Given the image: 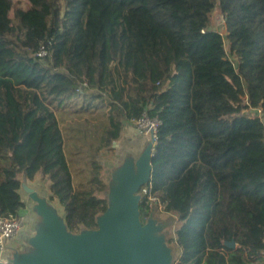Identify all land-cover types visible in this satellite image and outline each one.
<instances>
[{"label": "trees", "instance_id": "1", "mask_svg": "<svg viewBox=\"0 0 264 264\" xmlns=\"http://www.w3.org/2000/svg\"><path fill=\"white\" fill-rule=\"evenodd\" d=\"M26 1L10 17L0 0V215L24 213L21 179L41 175L67 230L95 229L99 154L145 112L160 123L139 218L157 201L176 214L173 264H264V120L251 111L264 115V0Z\"/></svg>", "mask_w": 264, "mask_h": 264}, {"label": "water", "instance_id": "2", "mask_svg": "<svg viewBox=\"0 0 264 264\" xmlns=\"http://www.w3.org/2000/svg\"><path fill=\"white\" fill-rule=\"evenodd\" d=\"M154 137L146 138L145 146L131 163L114 168L112 180L105 193L108 206L97 216L95 229L78 233L67 230L59 215L45 196L25 185L35 215L39 216L30 249L12 264H169V251L163 239L152 232L158 230L148 216L144 223L139 218L140 188L149 181ZM132 162V160H131ZM115 182V185L112 184ZM140 193V192H139ZM55 206V205H54ZM35 224V222H34ZM34 226V225H33ZM233 247L234 241L226 243Z\"/></svg>", "mask_w": 264, "mask_h": 264}, {"label": "rangeland", "instance_id": "3", "mask_svg": "<svg viewBox=\"0 0 264 264\" xmlns=\"http://www.w3.org/2000/svg\"><path fill=\"white\" fill-rule=\"evenodd\" d=\"M16 8L27 9L28 4L26 0H9V16H13V10ZM224 23L223 17L218 12V9H215L212 14V25L211 28L218 30L222 34H225L224 31ZM227 42H225V46ZM253 109V108H252ZM251 109V111H252ZM263 115V113L261 114ZM264 120V115L261 116ZM72 121H68L71 123ZM131 125H126L121 131L119 139L112 144V147L105 148L99 155L101 161L104 163L105 168L103 169V176L108 178L109 181H113L111 173L114 172V168L116 166H120L124 162L131 163V167L134 169V160L140 154L145 146L146 138L148 137L145 132H139L135 127H133L132 121H130ZM132 160V162H131ZM22 182V180H21ZM27 187H30L32 190H35L41 196L46 197L48 180L42 178L41 175H38L35 181L25 182ZM23 183L21 185V194L24 196L26 193V197H28L27 191L24 189ZM145 189L140 190L138 194L140 197L145 193ZM148 199H153V196H149ZM30 201V198H28ZM32 202V201H31ZM156 204V205H154ZM150 218L151 223L154 228L158 230L153 231L154 235H157L163 239V245L169 251V264H173L176 261V256L179 252V248L174 243H169L168 239L174 236V231L179 225V221L177 220V216L175 213L167 212L163 207V204L159 201L156 203H150ZM31 207V206H30ZM56 209L57 213L61 215L60 210L56 206H52ZM27 218L25 221L23 228L19 232L17 238L8 241L9 247L6 252H3L4 255H1V258L4 259L5 262H10L11 260H17L19 255L23 252L30 249V245L28 243L29 237L33 234L37 223H39L40 217L35 215V210L33 208H27ZM26 213V212H25ZM35 222V224H34ZM34 225V226H33ZM16 257V258H15Z\"/></svg>", "mask_w": 264, "mask_h": 264}, {"label": "built area", "instance_id": "4", "mask_svg": "<svg viewBox=\"0 0 264 264\" xmlns=\"http://www.w3.org/2000/svg\"><path fill=\"white\" fill-rule=\"evenodd\" d=\"M47 54L46 48L41 45L40 48L35 53L38 57H43ZM255 115H261V109H255ZM133 127H135L139 132H145V134L149 137L152 135L154 137V143L156 141V132L157 127L160 121L156 118H150L147 113L142 112L137 118L132 119ZM152 200V199H150ZM25 223L24 216L22 214L18 216H2L0 215V262L7 263L1 258V255H4L3 252H6L7 248L9 247L8 241L17 238L19 232L23 228Z\"/></svg>", "mask_w": 264, "mask_h": 264}, {"label": "crops", "instance_id": "5", "mask_svg": "<svg viewBox=\"0 0 264 264\" xmlns=\"http://www.w3.org/2000/svg\"><path fill=\"white\" fill-rule=\"evenodd\" d=\"M26 2H27V1H26ZM27 4H28V7H29V3H28V2H27ZM27 9H28V8H27ZM128 124L131 125L130 122H128L127 125H128ZM21 180H22V179H21ZM26 181H27V180L25 179V182H26ZM21 185H22V183H21ZM28 198H29V196H28V197H26V195H25V197L23 196V200H24V202H25V204H26V208L23 210V212L25 211L26 213L24 212V213H21V214L24 216L25 221H27V220H26L27 211H28L27 208H30V206H32V204H33V203L31 202V199H30V201H28Z\"/></svg>", "mask_w": 264, "mask_h": 264}, {"label": "bare ground", "instance_id": "6", "mask_svg": "<svg viewBox=\"0 0 264 264\" xmlns=\"http://www.w3.org/2000/svg\"><path fill=\"white\" fill-rule=\"evenodd\" d=\"M112 184H114L115 185V182H113ZM19 257H20V255H19ZM16 258V257H15ZM18 260V259H17Z\"/></svg>", "mask_w": 264, "mask_h": 264}]
</instances>
